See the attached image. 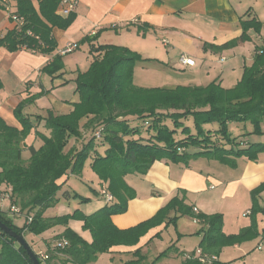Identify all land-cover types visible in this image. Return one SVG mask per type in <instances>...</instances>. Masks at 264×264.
<instances>
[{
    "label": "trees",
    "instance_id": "1",
    "mask_svg": "<svg viewBox=\"0 0 264 264\" xmlns=\"http://www.w3.org/2000/svg\"><path fill=\"white\" fill-rule=\"evenodd\" d=\"M58 3L59 0H38L36 8L30 0H17L16 14L23 17V24L20 29L0 35V46L9 51L25 48L51 53L56 46L52 27L65 28L74 17V12L67 16L56 14ZM0 7L3 8L1 4ZM241 23L244 29L251 25L258 28L250 21L242 20ZM27 30L38 38L27 34ZM96 35L85 36L82 42H90ZM90 52H97V55L89 67L78 72L73 80L78 101L71 103L73 108L70 112L56 115L48 111L46 116L35 115L36 123L24 115L22 109L26 103L47 93L41 88L22 99L14 109L19 127L7 124L0 117V185H10L21 210L27 209L32 215V220L22 226L15 224L3 212H0V221L23 237L25 232L37 235L55 225H64L65 229L55 236L58 243L63 239L67 241L64 246L55 245L54 249L62 254V257H58V264H88L96 260L99 253L107 252L114 245H135L150 228L166 222L168 212L173 209L192 212L198 221L205 222L206 228L199 231L201 238L198 247L209 256H217L223 246L258 236L255 214L264 213V206L260 205L256 195L264 189V182L251 191V224L233 234L222 231L220 215L195 213L192 206L186 205L177 196H173L152 217L124 229L112 223L111 215L125 211L126 201L118 200L88 215L80 210L63 215H43L48 207L58 202L56 194L61 188L58 180L66 173L79 175L92 152L95 156L90 163L91 169L102 182H107L106 187L113 197L121 200L134 194L122 177L128 172L146 173L155 160L167 158L173 162L187 163L190 159L206 156L231 162L229 155L254 160L259 152L264 151V142L250 143L248 147L237 150L232 146L225 148L224 143L221 146L216 144L220 138L228 144L234 143L227 127L229 122H249L252 129L248 133H264L261 128L264 121V47L255 54L252 64L244 68L241 78L231 88H224L216 82L205 86L139 87L132 82V68L135 61L140 59L138 54L112 44L91 45ZM61 57V54H55L39 71L52 77L61 76ZM188 117H191L195 131L183 126V138L175 140V130L168 129L165 120L178 126L183 125L181 119ZM83 119L86 121L81 125ZM135 119L141 121L140 124H133ZM41 121L50 130L49 135L35 130L42 143L38 147L28 145L29 156L24 161L22 144ZM211 123H217L218 127L213 130L204 127V124ZM143 126L147 131L153 130L154 135L146 139L135 137L140 135ZM99 127L102 128L100 144L107 145L102 156L96 153L98 142L94 136V131ZM82 128L89 130L91 136L80 148L66 149L71 137L79 138L82 135ZM214 135L216 140L213 139ZM189 146L197 150L188 152ZM77 196L75 193L74 197ZM80 199L87 200L82 196ZM70 219L83 221L82 227L91 233V242H86L67 226ZM0 246V264H33L27 251L1 229ZM173 248V245L168 246L149 264H155L157 259L166 256ZM34 254L41 264H51L50 255L41 260L38 253ZM133 254L138 258L126 264H135L143 259L139 257V249ZM179 264L206 263L194 257H184ZM213 264L224 263L215 260Z\"/></svg>",
    "mask_w": 264,
    "mask_h": 264
},
{
    "label": "crops",
    "instance_id": "2",
    "mask_svg": "<svg viewBox=\"0 0 264 264\" xmlns=\"http://www.w3.org/2000/svg\"><path fill=\"white\" fill-rule=\"evenodd\" d=\"M30 1L37 8L38 0ZM0 4L3 6L0 7V35H4L7 31L16 29L6 6L9 7L10 12L16 13L17 0H6V2L0 0ZM55 13L57 14V8ZM242 20L257 24L258 28L251 25L244 29ZM94 34H97L95 39L82 42L83 37ZM52 37L56 46L51 53H40L25 48L9 51L4 46H0L2 84L0 117L7 124L19 127L14 109L22 99L40 91L41 88L47 93L26 103L22 109L24 115L34 121L35 115L44 116L43 114L47 115L48 111L56 115L70 112L73 108L71 103L78 101L73 80L78 72H83L89 67L97 55V52H90L91 45L112 44L138 54L140 59L134 63L132 82L139 87L205 86L210 82H216L224 88H231L241 78L244 68L252 64L255 54L264 47V0H77L70 24L65 28L52 27ZM69 42H76L77 48L62 55L61 76L52 77L39 71ZM181 56L193 59L194 64L182 65L179 62ZM64 81L67 82L63 83ZM67 88L72 91L71 96L64 94ZM85 121L86 119L81 120L80 124ZM245 124L247 131H251V124L249 122ZM204 127L213 130L215 125L205 124ZM261 128L264 131V121L261 122ZM85 131L90 132L82 128V138ZM39 132L49 135L50 130ZM249 135L253 136L251 139L254 140L250 142L247 137V140H244L246 143L264 142V133ZM80 137H71L68 142L69 147L66 149L74 147L70 145L73 143L72 139L81 140ZM86 140L82 139V143ZM216 144L223 145L220 140ZM223 146L230 148V145ZM106 147V144H103L100 148L102 154ZM229 157L235 160L234 174H237L234 178L216 177L211 174L210 168L196 171L189 169L191 164L199 160L218 164L219 161L215 158L199 156L190 159L187 167L183 164H171L166 159L155 160L145 177L154 186V192L159 189L160 196L158 198L151 196L149 200L143 201L140 195H137L128 203V210L125 213L111 216L112 223L124 229L148 219L174 196L178 188L186 190L184 196L186 203L190 200L187 205L196 207L197 212L200 213L208 212L218 195L236 194L240 186L249 197L248 193L264 182V151L259 152L254 160L246 156L229 155ZM172 172L175 174L178 172L179 178H173ZM71 177H79V175L66 173L58 180L61 183V188L56 194L58 202L48 207L43 213L44 216H54L53 213L68 214L74 210H80L84 214L90 213V210L87 212L82 210V206L90 202L79 200L77 206H71L72 195L64 188L69 186ZM99 181L100 185L105 184L100 179ZM260 195L264 199V192ZM98 197L108 205L100 194ZM250 203L249 197L245 212L250 210ZM30 213L27 209H23L21 216L25 217ZM263 218L264 215L257 214L258 236L242 244L223 246L216 260L226 263L227 259L231 260V255L243 257L241 255L247 252V248L242 247L248 246L259 251L256 254L258 263L264 264V225L259 223L264 221ZM193 221L198 222L196 219ZM14 223L22 226L24 220L22 224L20 221ZM82 224V220L70 219L67 226L86 242H91L92 236L89 231L82 229ZM248 224L243 226L247 227ZM162 227L164 223L150 228L135 245H114L107 252L99 253L96 260L88 264H126L127 261L138 258L133 254L137 249L140 252L139 257L143 259L135 264H149L166 249L152 255L148 248L150 239L156 236ZM238 228L239 226L234 225L224 232L237 233ZM64 229V225L58 224L37 235L25 232L24 238L34 252L50 255L52 257L50 263L58 264V257H62V254L54 249L58 244L55 236ZM200 238L201 235L194 248H198ZM143 245L145 247L140 248ZM170 245L171 243L168 246ZM172 245L174 248L163 258L173 259L176 261L175 264H179L184 254L189 252L185 251L186 248L181 250L176 244ZM115 255L119 256L118 263L113 261ZM104 256L111 258V262L108 263V259ZM159 261L160 259H157L155 264Z\"/></svg>",
    "mask_w": 264,
    "mask_h": 264
},
{
    "label": "rangeland",
    "instance_id": "3",
    "mask_svg": "<svg viewBox=\"0 0 264 264\" xmlns=\"http://www.w3.org/2000/svg\"><path fill=\"white\" fill-rule=\"evenodd\" d=\"M67 68L69 69V66ZM133 68H134V66H133ZM133 68H132V70H133ZM64 91H65L64 94H66L67 96L72 95V91L69 88H67ZM43 115L45 116L46 113ZM181 121H182L183 125L175 126V125H173V123L170 120H168V119L165 120V123H166L168 129L175 130L173 133V138L175 140H179V139L183 138V134H182V127L183 126H188V127H190V129L193 132L195 131L194 125H193L191 119H181ZM140 122L141 121H138L137 119H135L134 123L133 122L132 123L133 124H140ZM245 123L244 122H237L235 125L234 124H230V125L228 124L227 125L230 136L232 138H234V143L232 142L233 144H228L227 142H225V139H221V138H220V141H222V143H224L225 145H230V147L232 146L234 150L248 147L250 145V143L249 142L246 143L244 140L247 137H249L248 140H250V142H251V140H254V139H251L253 136L251 137V135H249L250 133H248L247 129L245 128L248 123L247 124H245ZM210 125H215L214 129H216L218 127L217 123L210 124ZM248 126H249V124H248ZM144 127L145 126H143V128L141 129L140 135L137 134V135H135V137L141 136L144 139H146L147 137L150 138V137H152V135H154L153 130L147 131V130H145ZM35 130L47 132V129H45L43 126V122H39V124H37L34 127V130L31 131L30 134L26 137V139L24 140L25 141L24 144H22V149H23L22 150V157H23L24 161H26L28 156H29V151L27 149V146L33 145L34 147H38L41 144V141L39 140L40 137L36 136L34 133ZM83 135H84L83 138H82V136L80 137L81 140L72 139L73 143L71 142L72 144H70V145H73L74 147H76V146L80 147L82 144V139L83 140L88 139L91 136V132L85 131L83 133ZM255 135H257V134H255ZM219 137H221V135L218 136V138ZM101 139H102V129L100 130V137L96 139V141L98 142L97 146H96V153L102 156L103 154L101 153L100 148L103 146V144H100V142L102 141ZM213 139L216 140L215 135L213 136ZM67 147H69V145H67ZM196 150H197V148L192 147V146H189L187 148L188 152H194ZM94 156H95V154L93 155V152L88 155V158L85 161V165H84L81 173L79 174V177H71L70 182L68 183L69 186L64 187L65 189H68V191L72 195V197L70 199V201L72 203L71 206H73V205L77 206L78 205L79 200L81 201V199H80L81 195L87 198L86 201H81V202H90L88 205L82 206V210L84 209V210H86V212L90 210L89 214H91L94 211L99 210L105 206V203L100 199V197H98L99 193H97V192H99L100 186L103 183L100 185L99 177L95 174V172L91 169V166H90V163L93 160ZM164 159L168 160V162L171 164L172 163L173 164H183L185 167L188 166V164H187L188 162L187 163L173 162L170 159H167V158H164ZM160 160H162V159H160ZM157 161H159V160H157ZM218 161H219V162H217L218 164H215L216 162H208V160H199L198 162L195 161L193 164H191L189 169L196 171L198 169L205 170L207 168H210L209 170H210L211 174H214L216 177L221 176L224 178H234V176L237 174V173L234 174V171H235L234 168L235 167L233 164L235 163V160L230 159L231 162H222L220 160H218ZM207 163H209V165ZM147 171H146V173H147ZM214 171H215V173H213ZM146 173L140 174L137 172H128L122 177L123 182L132 190V192L134 194L132 197H127L126 199L123 198L121 200L116 199L114 197V202H118V200L119 201H126V209L123 212L114 213L112 215L125 213L128 210V203L130 201L134 200V198H136L137 195H140V199L143 201L149 200L151 198V196H154L153 198H158L160 196L159 189L156 192L153 191L154 186L145 177ZM179 176H180V174L178 172L176 174L174 172H172L173 178L178 179ZM105 184L107 186V182H105ZM4 185L0 186V189H3L5 187ZM95 190H97V191H95ZM237 191L238 192L236 194L231 193V194H226V195H218V197L213 201V207L211 209H209L208 212H205V213L202 212V214H204V215H209V214L220 215L221 220H222V231L223 232L229 230L234 225H235V227L239 226L238 229L240 231L242 228L245 227V226H243L244 224L249 223L247 226H249L251 224L252 215L245 212V208L247 207V201H248L249 197H250V201H251L249 209H251V205H252L251 193H248L249 197H247L246 192L242 186H240V188H238ZM262 192H264V189L258 191L256 196H257V199H258V202L260 203V205L264 206V199L260 195ZM75 193H77L79 196L74 197ZM155 193H157V194L155 195ZM185 194H186L185 189L178 188V189H176L174 196H177V197L183 199L184 203L187 205L188 203H190V200H188L189 202L186 203V198L184 197ZM192 202H194V201H191V203ZM15 203H19L18 199H15ZM111 203H112V201L107 203V204H111ZM188 206H192V205L189 204ZM95 208H97V209L95 210ZM160 208H158L153 213V215ZM194 209H196V207L195 208L192 207L193 212H194ZM257 214L264 215V213L257 212L255 214V220H256V224L258 226ZM53 215L55 216L54 213H53ZM86 215H88V214H86ZM194 215L195 214L192 212H186L185 213V212H179L178 210H174V209L170 210L168 212V218L166 219V222H162V223H164V227H162L158 231L156 236H154L150 239V245L148 246V248L150 249V254L156 255L159 251L167 248V246L170 243H171V245L176 244V246L178 248H180L181 250L186 248L185 251L189 252V253H191L193 250H195L196 248H194V246L197 244V242L199 240V231L202 228H206V224H205V222H202L201 220L194 223V221H193L195 219ZM7 216L10 217L13 220V222L14 221H17V222L20 221L21 224H22L23 220H25L24 216H18V215H12V214H8ZM169 218H172V219L168 220ZM259 220H260V218H259ZM263 220H264V218H263ZM259 223L264 225V221H260ZM82 229L89 231V229H84L83 227H82ZM246 241H243V242H246ZM243 242L236 243V244H242ZM143 247H145V245L140 246V248H143ZM0 248H1V246H0ZM242 248H244V249L247 248V252L244 255H241L243 257H239L237 255H231V260L227 259L225 261L226 263H224V264H227V263H231V264H259L258 263L259 261L256 257V254L259 252L258 250L252 249L251 247H248V246H244ZM103 253H105V252H103ZM104 257H105V259H108V256H104ZM113 257L114 256H112V258ZM159 259H160V261L158 264H175L176 263V261H174L173 259H170V258L168 259V258L160 257ZM113 261H114V263L115 262L118 263L119 256L115 255V258L113 259ZM109 262H111V258L108 259V263Z\"/></svg>",
    "mask_w": 264,
    "mask_h": 264
},
{
    "label": "built area",
    "instance_id": "4",
    "mask_svg": "<svg viewBox=\"0 0 264 264\" xmlns=\"http://www.w3.org/2000/svg\"><path fill=\"white\" fill-rule=\"evenodd\" d=\"M6 2V0H3ZM77 4V0H59L58 7H57V14L61 16H67L69 13H72L75 11ZM6 10L9 13V17L12 21L15 22V27L16 29H20V27L23 24V17L18 16L16 13L10 12L9 7L6 6ZM29 35H33V33L30 30H27L26 32ZM35 38H38V36L33 35ZM77 48V43L76 42H69L67 43L62 49L59 50L58 54H65L73 51L74 49ZM179 62L182 65H193L194 61L193 59L186 57V56H181L179 58ZM102 128H98L94 132V136L96 138L100 137V130ZM1 186V185H0ZM99 194L102 196V198L105 200L106 203H109L113 200V195L108 191L106 185L102 184L99 189ZM0 212L5 213L6 215L12 214V215H18L21 216L23 213V210H21L20 206L15 203V197L12 195V187L7 185L3 189H0ZM194 212L197 213V210L194 209ZM246 213H250V210H247ZM24 223L28 224L32 220V215L27 214L24 217ZM196 219V218H195ZM198 221V219H196ZM67 244L66 240H62L61 242L58 243L60 246H64ZM39 258L41 260L47 259L48 255L45 253H38ZM185 258L189 257H194L197 258L200 262L206 263V264H213V262L216 260L215 255H206L201 252L200 248H196L193 251V254L186 253L184 254Z\"/></svg>",
    "mask_w": 264,
    "mask_h": 264
},
{
    "label": "water",
    "instance_id": "5",
    "mask_svg": "<svg viewBox=\"0 0 264 264\" xmlns=\"http://www.w3.org/2000/svg\"><path fill=\"white\" fill-rule=\"evenodd\" d=\"M0 229L5 234L13 238L19 245H21L27 251V253L30 255L33 261V264H41L39 259L36 257V255L32 251V249L29 247L23 235L16 233L15 231H13L10 227H8L6 224H4L1 221H0Z\"/></svg>",
    "mask_w": 264,
    "mask_h": 264
}]
</instances>
